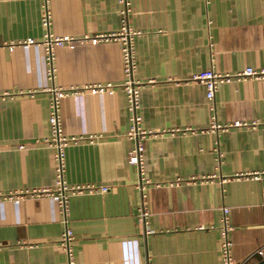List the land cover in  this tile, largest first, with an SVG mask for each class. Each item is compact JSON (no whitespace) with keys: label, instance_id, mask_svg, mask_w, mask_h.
Here are the masks:
<instances>
[{"label":"crops","instance_id":"obj_1","mask_svg":"<svg viewBox=\"0 0 264 264\" xmlns=\"http://www.w3.org/2000/svg\"><path fill=\"white\" fill-rule=\"evenodd\" d=\"M131 7L129 25L139 32L134 77L144 83L141 124L164 130L144 151V176L163 186L142 192L127 162L133 141L126 135L121 45L83 39L119 31L118 1L0 0V264H68L56 200L31 194L56 182L48 142L54 89L67 92L60 120L65 134L77 138L65 148L66 185L110 187L69 196L75 264H222L216 227L223 206L234 260L253 264L264 257L258 253L264 251V78L219 83L212 100L217 123L259 121L224 132L207 130L211 101L191 79L211 68L234 74L264 67V0H132ZM47 31L76 42L54 48L49 60L42 44ZM107 83L103 92L89 89ZM143 207L146 225L138 219ZM200 224L215 229L199 230Z\"/></svg>","mask_w":264,"mask_h":264},{"label":"built area","instance_id":"obj_2","mask_svg":"<svg viewBox=\"0 0 264 264\" xmlns=\"http://www.w3.org/2000/svg\"><path fill=\"white\" fill-rule=\"evenodd\" d=\"M120 5V27L119 31L116 33L109 34H100L97 37L89 38L87 35L83 39H89L92 44H95L98 41H114L118 42L121 45V61H122V70H123V81L122 87L126 92L127 97V108L129 112V128L127 130V137L133 141L132 148L128 151L127 162L129 165L134 166L139 175L138 188L141 192L150 186L160 187L163 186V183H151L149 179L144 176V151H145V142L152 136H155L163 131L159 129L145 128L142 126V118L139 113L140 108V91L142 90L144 83L135 79L134 74L136 70V54H135V38L139 35V32L134 30L129 25V13L131 11L132 0H117ZM50 13L45 10L43 14V26L48 29ZM210 23V21H208ZM76 42L72 38L68 37H59L54 36L48 31L44 35L42 44L45 48L46 53H48L47 59L51 60L53 55L54 48L64 47L66 44ZM26 44H33L32 39L25 41ZM2 44L0 43V47ZM10 46L13 47L14 43H10ZM254 78L262 79L264 78V67L253 68L246 67L244 70L239 71L234 74H222L215 72L212 68L208 70L201 71L194 74L191 79L193 81H198L205 86L206 89V98L211 101L208 104L209 109L211 110V121L207 130L215 132H224L229 128H255L259 121H234L230 124H219L216 122L214 115V105L212 100L214 98L215 91L219 83L225 81H231L232 79H242V78ZM111 84L107 83L106 85L97 84L90 87L92 93L103 92L107 87H110ZM67 95L65 90L54 89L53 95L50 99V112H49V144L54 148V161H55V176L56 182L54 189L44 188L41 191L34 190L31 194L41 193V195H50L52 196L58 206L59 212L62 214L63 222L65 223V228L62 231L59 239L60 248L65 252L67 256L68 264H75L73 249L71 243L74 239L72 230L66 226L67 217H68V199L70 194L79 193L86 191L89 194L92 193H106L110 190V187L107 185H76V186H67L64 180V171H65V148L72 141H76L77 138L74 136L68 137L62 127L60 120V103L63 97ZM20 148H23V145H19ZM216 160L219 162L222 157L221 151L216 147ZM260 174L251 173L250 177L253 179H259ZM179 183L176 181L175 184ZM10 197H13V194L10 193ZM262 203L264 205V187L262 193ZM229 208L226 206L222 207V215L220 218V224L217 228L220 235L219 242V253L222 264H244L237 263L232 255L233 242L231 241L229 234L232 231L233 227L229 221ZM148 212L143 207L139 213V221L146 225L147 223ZM199 230H213L215 227L213 225H203L200 224L197 226ZM149 232V230H147ZM259 255L263 256L264 251L259 250Z\"/></svg>","mask_w":264,"mask_h":264},{"label":"water","instance_id":"obj_3","mask_svg":"<svg viewBox=\"0 0 264 264\" xmlns=\"http://www.w3.org/2000/svg\"><path fill=\"white\" fill-rule=\"evenodd\" d=\"M253 264H264V257H262L260 260L256 261Z\"/></svg>","mask_w":264,"mask_h":264}]
</instances>
